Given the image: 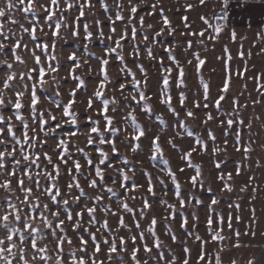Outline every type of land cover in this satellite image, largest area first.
I'll list each match as a JSON object with an SVG mask.
<instances>
[{
    "label": "snow or ice",
    "instance_id": "snow-or-ice-1",
    "mask_svg": "<svg viewBox=\"0 0 264 264\" xmlns=\"http://www.w3.org/2000/svg\"><path fill=\"white\" fill-rule=\"evenodd\" d=\"M100 4L103 11L108 13L109 11H114L113 16H109L108 19L111 23L108 25L110 32L115 34L117 32L114 26L115 21H122L125 27L121 29L119 36L115 39L112 35L108 36L107 39L113 41L114 46L107 48V54L111 56L115 53L116 57L119 59L123 65L122 71H125L129 76H131L132 84L137 88L135 94L129 93L125 96L124 100H117L115 97L106 98L104 90L106 89V84L111 83L107 72L105 71L102 77V81L98 82V89L95 90L87 100V106L93 111V99H95L101 105V112L98 115L101 119L105 121L104 130L100 128L99 120H92L89 117V122L92 125L90 128V134L86 136L87 145L91 146L96 144L95 150L98 152V163H93V158L89 157L88 152L83 148L76 147L75 151L79 153L78 156H73L69 151V142L61 138L56 148H45L49 134L55 135V133L60 129V125L63 124L64 120H57L55 114L48 111L45 112L38 109V104L40 97L37 94L38 90L47 91V85L50 82L56 83V95H60V85L58 83V77L55 75L59 71L58 58L55 55V38L64 39L62 36L61 28H72V35L74 37L80 36V17L85 15V7L91 9L96 6L93 0H48L44 3V0H4L3 6H0V190L8 195L0 200V264H104V260L100 259V254L103 249H106L105 256L111 261L114 255L119 254L121 251L129 253V258L132 264H193V257L195 259V264H224L219 252L213 253V258H208V250L205 247L206 241L203 240L199 234L195 235V240L199 242V246L193 251L190 249L186 242H180L178 244L180 255L168 246L162 244L156 231L157 220L154 216L150 217V225L147 228H142L139 220L136 219L139 216L143 219L147 216L148 210L151 208V203L147 197H140L143 204L142 208L134 209L129 206V204L124 199H118L116 201L121 208L123 213L130 215L133 219L136 229L138 232L132 234L131 228L124 220V216L118 214L112 207L111 204L105 203L106 194H108V199L112 197H118L119 195L112 187L107 186V177L105 176V170L111 169L112 172L116 173L121 177V181H117L115 177H112V183H121L124 187L125 192L129 190L128 181L129 176L124 171L130 163L127 158L120 161L122 167L117 168L115 165L109 162L108 152L111 151L114 154H118L117 143H124L133 153H142L146 147L148 150V158L150 161H159L163 164L164 170L167 171L169 178L171 179L173 185L176 189V196L179 200L180 206L185 207V200L181 195L180 184L176 180V175L172 172L169 161L164 158L163 149L160 143L159 126H163L165 129L169 128L168 122H166L160 116H156L158 121L157 128H152L151 126L144 127L137 123V116L135 115L136 108L139 107L143 110V113L149 118L154 115L151 106L147 103L151 99L144 89L148 87V71L141 65H136L139 71L143 75V80H138L135 73L127 68L124 62V56L122 54L125 44L122 41H127L129 36L135 41L137 36V28L135 24L132 23L133 20H137L140 26L151 28L152 25L149 23L145 25L143 16H137L138 3H134L133 0H112L114 8L109 5L107 0H96ZM145 0H139V4H143ZM242 2L247 3L248 0H242ZM200 5H204L206 0H199ZM230 0H222V7L225 10L223 19H228L227 9L229 7ZM61 4L65 6L61 9ZM191 8L192 5H188ZM37 8L42 9L45 12V16L41 17L45 23L48 24L49 30L52 32L54 37L53 41L47 43L37 44L36 47L40 49V55L32 49H29L27 44L23 42V37L19 35L20 32L27 33L32 41H36V31L37 28L40 31H44L40 23L34 19H29V17H35L38 15ZM127 9L129 11V16L126 18L122 12ZM152 11H158L156 3L151 6ZM68 10L70 13L72 10L78 12L76 18L71 19L70 23H63L68 20V17L63 15V11ZM15 12H21L25 14L24 18L28 21V26H25L20 21L15 19ZM57 12L60 14L57 15ZM55 17V20L53 19ZM201 21L208 28H213V32L208 34V39H215L221 33V27L213 26L210 24L208 19L201 15L199 17ZM220 17H217L219 19ZM187 16L182 15L181 21L185 23L187 21ZM99 25V21H96ZM163 24L168 26V31L170 33L174 32L175 29L171 27L170 20L164 17ZM35 25V26H33ZM185 27L188 29L189 33L192 35H199L200 37H205V31L200 30L196 32L191 29L190 24L185 23ZM226 27V26H225ZM131 29L129 32L128 29ZM84 38L91 42L93 33L88 30V23H83ZM163 33V29H158L155 32L156 36H160ZM101 40L105 38L102 29L98 32ZM261 40H264V32L258 34ZM145 41L150 38L145 33L142 37ZM231 38L235 40L236 33L231 32ZM187 46L189 49L192 47L191 41H187ZM120 49V51H117ZM21 51L28 52L32 59V66L28 65L27 60L23 59L21 56ZM134 57L139 56L140 49L138 46L133 47ZM147 56L149 59H156L152 49L147 48ZM227 51V49H225ZM85 52L87 49L85 48ZM243 55V52L240 53ZM194 58L197 62V68L205 64V60L201 59L199 53H194ZM41 56L47 61L46 64L42 63ZM251 56V53H249ZM169 60L176 66L177 78L176 86L179 88L184 87V69L179 66V60L172 55L171 51H168ZM69 60L73 62L75 68L81 67V62L77 59L75 52L69 55ZM231 59V56L228 57ZM10 60L12 62H10ZM53 61H56L54 64ZM102 65L106 66L109 64L108 58L101 59ZM189 64L192 60L188 61ZM161 71L165 73L162 76L160 84V92L164 99L161 103L165 104L168 109L177 117L176 125L179 128H183L184 132L188 136H192V131L187 128L184 122L179 120V113L176 112L175 108L172 107L171 100L172 96L170 93V82H171V67H165L163 60L159 61ZM15 65H21L22 68L15 67ZM244 71H247V65L244 67ZM48 74H52L49 79L45 77ZM69 75L71 79L77 83L72 86L71 90L67 93L69 99L66 104L61 106V103H56V107L60 109L63 117L67 118V121L78 127V116L73 111V105L76 103L78 96L77 91L87 87L86 82L77 74H75L74 69L70 67ZM231 70L227 67L225 68V75L222 77L221 84V94L212 101L213 106L217 110L218 115L223 113L227 118L219 121V126L223 127L227 124V128L234 133L233 147H235L237 152H242L243 160H237L236 167L233 169L237 176L242 175V170L245 167L244 161H249L252 159L251 153L255 151L253 144L256 141L243 140V129L245 126L249 129L252 128V119L245 120L241 109H247V104H240L239 100L235 97H227L226 94L229 92V85L231 81ZM236 75L243 76L238 69ZM253 78L257 82L256 91L259 93V97L252 100L249 97L253 107L257 104L264 103V73L259 75L253 74ZM200 83L203 87L204 100L203 106L199 101H194L196 108L205 109L202 115L206 117L204 123L207 124L214 120V117L209 111V101L212 98L209 96V85L204 82L203 77H200ZM245 89L247 85L244 86ZM11 93L15 96V99H6ZM27 94L28 103H23V98ZM121 94L124 95V89L121 86ZM131 97L133 104L128 103V97ZM227 99L231 100L233 108L231 110H224L221 107V102ZM186 96L183 91L179 94V103L183 107ZM55 103V102H54ZM112 105L109 108V105ZM121 104L124 108H128L131 111L124 112L120 108ZM11 106L15 109L13 115L15 119L18 120L22 125V131L18 136L14 131V126L11 123V119H5L4 112ZM27 109L29 115H31L33 121L38 125L42 136L37 135L36 128L32 129V134L29 135V123L21 115V110ZM109 111L115 113V115H109ZM185 114L192 118L196 114L192 111L185 110ZM119 118L121 121L130 126L120 127L115 125V120ZM254 119L259 120L260 117L256 116ZM49 121L53 123H49ZM45 125L47 128L45 129ZM123 132L125 135L120 136ZM209 139L212 141V151L213 153L227 152V141H225V146L223 148L217 145V136L208 130ZM227 134V133H226ZM7 135L9 142H6L5 136ZM72 136H76L77 133H71ZM177 136L180 135L179 132L176 133ZM22 137V138H21ZM168 143L174 149L177 147L171 140ZM108 145L109 148L106 151L103 145ZM196 146H199L203 151H207L208 145L203 143L199 136L196 137L195 145L190 148L186 153L181 152V159L185 160L189 167L195 168L196 175L191 177V183L194 187L203 188V181H198L197 177L200 176L201 170L199 166H195L191 162V156L194 151H196ZM40 148L41 151L37 152L36 149ZM49 153H54L57 160L65 165L62 170L60 168V163L53 160V156ZM43 157L44 164L41 163V158ZM83 158L85 163L90 169L89 172H83L80 159ZM23 161V163H22ZM215 167L218 170L216 173L217 179L221 182L222 190L227 192L234 191L233 186V176L232 172L225 173L224 167L218 161H214ZM101 165L104 168H101ZM257 167L261 165L257 162ZM250 169V165L248 166ZM51 169V171L49 170ZM74 169V171H73ZM132 171H141L138 169H131ZM183 172V168H180ZM92 173L95 174L96 178H90ZM147 177L148 188L147 191L155 196L154 186L152 184L151 175L144 173ZM83 179L93 190L89 193L84 190L81 185L80 180ZM64 181V188H61L60 181ZM255 176L250 175L249 181H254ZM161 184L164 183L163 180L160 181ZM15 185V187H13ZM141 185L137 184L136 181H132L131 187L138 188ZM75 189V191H73ZM211 191V188L207 189ZM241 192L248 191V185H244L240 189ZM39 193L40 195H37ZM41 195L44 200H41ZM253 199H255V189L250 194ZM137 197L135 195L131 196L130 199L135 200ZM192 199H195L194 197ZM87 201H92L91 204ZM169 210L171 215L165 216V219H176L175 208L173 205L168 204L166 201H161ZM197 203H202V201H197ZM219 200L214 198L211 200V205H217ZM230 207H235L239 212L241 210V205L239 203L230 205ZM98 210L107 217L108 215L114 216L115 220L112 222L116 225L113 228L107 218L100 220L96 213ZM212 209L210 208V211ZM181 215V228L186 235L192 236L193 233L188 227V219L183 214ZM195 218V217H194ZM198 219V218H195ZM237 221L241 220V217L237 215ZM232 216L229 215L227 219V228L230 230L227 235H221L224 232L225 219L221 215L218 217L216 228L210 232V239L213 242H224L230 241L232 247L240 248L246 245L239 241L241 236V231L239 229H234L231 223ZM87 223L89 227H84ZM259 221L256 218V210L253 207L250 210V222L245 224L244 235L245 236H256L255 227L258 225ZM69 225L66 227L65 225ZM99 225V227H97ZM166 233L170 236L172 241L176 243L179 237L174 234L170 225L162 226ZM91 228H96V232H93ZM103 232H100V229ZM207 228H213L212 217L207 218ZM123 230V231H121ZM97 232H100L97 235ZM147 232L148 237L152 239V246L149 247L148 238L145 236ZM75 235L76 239L80 242L78 247H75L72 242L71 236ZM128 239H125V237ZM110 237V239H109ZM235 237V240H232ZM141 242L137 244V240ZM54 240L55 246L50 251L47 247L45 241ZM128 240L131 241V247L128 246ZM91 242V249L88 245ZM65 245L70 249L67 254L65 253ZM251 246V245H247ZM227 247V244L225 245ZM143 248V257L139 256L140 249ZM155 249V251H153ZM167 249V250H165ZM91 251V254L89 252ZM223 251V249H221ZM55 253L53 256L52 253ZM79 252V255L77 253ZM119 264H125V260L121 257ZM231 264H237V261L232 259ZM247 264H264V257L258 260L256 257H250L247 260Z\"/></svg>",
    "mask_w": 264,
    "mask_h": 264
},
{
    "label": "rangeland",
    "instance_id": "rangeland-1",
    "mask_svg": "<svg viewBox=\"0 0 264 264\" xmlns=\"http://www.w3.org/2000/svg\"><path fill=\"white\" fill-rule=\"evenodd\" d=\"M48 0H44L47 3ZM96 4L94 8L85 7V15L80 17V36L74 37L72 35V28H61L62 36L64 39L55 38L56 48L55 55L59 62V71L55 74L58 77V83L60 85V95L57 96L56 83L50 82L47 85V91L38 90V95L40 101L38 104V109L45 112H52L55 114L57 120H64L65 122L60 125V129L55 135L49 134L47 144L45 148L51 147L56 148L58 141L63 138L69 142V151L72 155H80L75 151L76 147L83 148L88 152L89 157L93 158V163H98V152L95 150L96 144L87 145L86 136L90 134L91 124L89 122V117L92 120H99L101 130H104L105 121L101 119L98 115L101 110V105L95 99H93V111L87 106V100L89 96L98 89V82L102 81L104 72L106 71L111 83L106 84V89L104 90L106 98L115 97L117 100H124L125 96L129 93L135 94L137 88L133 86L131 76H129L125 71H122L123 65L116 57L115 53L111 56L107 54V48L113 45V41L107 39L108 36L112 35L115 39L119 36L121 29L125 27L124 22L115 21L114 26L117 32L113 34L110 32L108 25L111 21L108 19L109 16H113L114 11H109L105 13L96 0H93ZM109 5L114 8L112 0H107ZM134 3H138L139 11L137 16H143L145 25L151 24L152 27L149 29L147 27H141L137 20H133L132 23L135 24L137 28V36L135 41L129 36L127 41H122L125 44L123 48L124 62L127 68H130L133 73H135L138 80H143V75L139 71L136 65H143L148 71V87L145 90L147 95L151 97L147 103L151 106L154 115L148 117L143 113V110L139 107L136 108L135 115L137 116V123L144 127L151 126L152 128H157L158 121L156 116H160L169 124V128L165 129L162 125L159 126L160 143L163 149L164 158L169 161L170 168L172 172L176 175V180L180 184V191L183 199L185 200V207H181L179 200L176 196V189L173 185L171 179L169 178L167 171L164 170L163 164L159 161H150L148 158V150L145 147L142 153H133L124 143H117L118 154H114L111 151L108 152L109 162L115 165L117 168H121V160L127 158L130 162L127 168L124 169L126 174L129 176L130 180L127 182L129 185V190L125 192L124 187L121 183H112V177H115L117 181H121V177L116 173L112 172L111 169L105 170V176L107 179V186L112 187L119 195L118 197H112L108 199V194H106L105 203L112 205L113 209L124 216L125 222L132 230V234H136L138 230L135 227L133 219L130 215L123 213L119 207L118 199H124L129 204V206L134 209H139L143 207L141 202V195L148 198L151 203V208L148 210V214L145 218L140 219L139 216L136 219L139 220L142 228H147L150 225V217L154 216L157 220L156 231L159 236L160 241L163 245L171 247L177 255H180V250L178 244L180 242H186L190 249H195L199 246V242L195 240V235L199 234L206 241L205 247L208 250V258H213V253L219 252L224 264H231V260L237 261V264H247V256L244 255V251L232 249V243L230 241L224 242H213L210 239V232L215 230L216 223L219 216H223L225 219L224 232L221 235H227L229 229L227 228V219L231 214V223L234 228L235 220L237 217V209L235 207H230L240 202H247L253 192V182L249 181V176H254V172L257 168V162L261 166H264V103L257 104L253 107L249 97L252 100L259 97V93L255 90L257 87V82L253 78V74L259 75L264 73V40H261L258 35L260 32H264V0H248L247 3L242 2V0H230L229 7L227 9L228 19L224 20L222 17L224 15V9L222 7V0H206L204 5H200L199 0H145L143 4H139V0H133ZM4 0H0V6H3ZM75 3V0H74ZM156 3L158 11H152L151 6ZM188 5H192L188 8ZM65 6L61 4V9ZM38 15L35 17H29V19H34L40 23L44 31H40L37 28L36 31V41H32L27 33L20 32L19 35L23 37V42L27 44L29 49L40 55V49L36 47L37 44L47 43L53 41L54 37L52 32L49 30L48 24L41 19L46 14L42 9L37 8ZM60 13L57 12V15ZM122 14L127 18L129 16V11L125 9ZM15 19L20 21L25 26H28V21L25 20V14L21 12H15ZM63 15L68 17L63 23H70L71 19L78 16V12L72 10L71 13L68 10L63 11ZM187 16V21L185 23L190 24L191 29L199 32L200 30L205 31V37H200L199 35H192L189 33L188 29L185 27V23H182L181 16ZM201 15L205 16L211 25L214 27L219 26L220 23L223 24L221 28V33L218 38L208 39V34L213 32V28H208L199 18ZM164 17L170 20L171 27L175 29L174 32L170 33L168 31V26L163 24ZM217 17H220L217 19ZM55 20V17L53 18ZM99 21V25L96 23ZM88 23V30L93 33L91 42L84 38L83 23ZM35 26V25H33ZM226 26V27H225ZM102 29L105 35L103 40L99 37V30ZM158 29H163V33L160 36H156L155 32ZM130 32L131 29L129 28ZM236 33V38L233 40L231 38V32ZM149 36V40L145 41L142 37L144 34ZM187 41H191V49L187 46ZM138 46L140 49L139 56L134 57L133 47ZM85 48L87 52H85ZM147 48H151L156 59H149L147 56ZM227 49V51H225ZM120 51V49H117ZM168 51H171L172 55L179 60V66L184 69V87L179 88L176 86L177 70L176 66L169 60ZM241 51L243 55H241ZM75 52L77 59L81 62L80 68H75L72 61L69 60V55ZM194 53H199L201 59L205 60V64L201 66L198 70L197 62L194 58ZM251 53V56H249ZM21 56L23 59L27 60L28 65L32 66L33 62L28 52L21 51ZM231 56L229 60L228 57ZM102 58H108L109 64L104 66L101 63ZM163 60L165 67H171V82L169 85L170 93L172 96L171 104L175 108L176 112L179 113V120L184 122L185 126L192 131V136H188L184 132L183 128H179L176 125L177 117L168 109V107L161 103L164 99L160 92V84L162 76L165 75L161 71L159 61ZM192 60L189 64L188 61ZM42 63L46 64L47 61L43 56H41ZM10 62H12L10 60ZM55 64L56 61H53ZM227 67L231 70V81L229 85V92L226 94L227 97H235L239 100L240 104H247V109H241L244 119H252V128L249 129L245 126L243 129V140L249 141L253 140L256 143L253 144L255 151L251 153L252 159L249 161H244L245 167L242 170V175L237 176L233 169L236 167L237 160H243L242 152H237L235 147H233L234 133L227 128L225 123L223 127L219 126V121L226 119L227 117L221 113L218 115L217 110L213 106L212 101L215 100L221 94V84L222 77L225 75V68ZM247 65V71H244V67ZM15 67L22 68L21 65H15ZM70 67L74 69L75 74L79 75L87 84L86 88L77 91L78 99L73 105V111L78 116V127L71 125L67 118L63 117L60 109L56 107V103L66 104L68 102L67 93L71 90L72 86L77 82L71 79L69 75ZM237 69L243 73V76L236 75ZM52 74H48L45 78L50 80ZM203 77L205 83L209 85V96L212 98L209 101V111H211L214 120L204 123L206 117L202 115L205 111L203 107L196 108L194 101H199L201 106L205 103L203 98V87L200 83V77ZM264 83V80L260 81ZM245 85H247L245 89ZM121 86L124 89V95L121 94ZM183 91L186 99L184 101L183 107L179 103V94ZM15 99L11 93L6 99ZM55 102V103H54ZM23 103H28L27 94L23 98ZM128 103L134 105L131 97H128ZM112 105H109L111 108ZM221 107L224 110H231L233 104L231 100L227 99L221 102ZM120 108L124 112L131 111L128 108H124L121 104ZM185 110L192 111L196 115L192 118L185 114ZM12 109L9 106L5 112V119H11V123L14 126V131L19 136L22 131L21 123L15 119ZM21 115L24 119L28 121L29 135L32 134V129L36 128L37 135L42 136L38 125L33 121L31 115H29L27 109L21 110ZM109 115H115L109 111ZM259 116L260 119L256 120L254 117ZM49 123H53L49 121ZM115 125L120 127H129V125L123 123L121 119L117 118L115 120ZM47 125H45V129ZM211 130L217 136V145L221 148L225 146V141H227V152L213 153L212 151V141L209 139L208 130ZM77 133L76 136H72L71 133ZM179 132L180 135L177 136L176 133ZM227 133V134H226ZM123 132L120 136H124ZM199 136L203 143L208 145L207 151H203L199 146H196V151L192 153L191 162L195 166H199L201 170L200 176L197 177L198 181H203V188L194 187L191 183V177L196 175L195 168L189 167L187 162L181 159V152H187L190 148L195 145L196 137ZM22 138V137H21ZM6 142L8 140L7 135L5 136ZM171 140L177 147L174 149L168 143ZM106 151L109 146L103 145ZM37 152L41 149L37 148ZM53 156V160L60 163L54 153H49ZM214 161H218L224 167L225 173L232 172L233 176V186L234 191L227 192L222 190L221 182L217 179L216 173L217 169L215 167ZM23 163V161H22ZM41 163L44 164L43 157L41 158ZM83 172H89L90 169L85 163L84 159H80ZM250 165V169L249 166ZM260 166V167H261ZM60 168L62 170L65 165L60 163ZM103 169L104 166L101 165ZM138 169L141 171H132L131 169ZM183 168V172L180 171ZM51 171V169H49ZM74 171V169H73ZM144 173L151 175L152 184L154 186L155 196H152L148 191V181ZM90 178H96L95 174L92 173ZM136 181L137 184L141 185L138 188L131 187L132 181ZM163 180L164 183L161 184L160 181ZM61 188H64V181L60 182ZM81 185L84 187L86 192H93L85 180H80ZM248 185L247 192H241L242 186ZM15 187V185H13ZM211 188V191L207 189ZM75 191V189L73 190ZM7 193L0 190V200H2ZM37 195H40L37 193ZM135 195L137 198L135 200L130 199L131 196ZM195 199H192V198ZM218 199L219 203L217 205H211L212 199ZM41 200L44 197L41 195ZM161 201H166L168 204L173 205L175 208L176 219L171 218L165 219V216H170V210ZM197 201H202V203H197ZM91 204L92 201H87ZM210 208L212 209L210 211ZM187 217L188 227L192 231L193 235L188 236L185 234L181 228V215ZM100 220L107 218L113 228L116 227L112 222L115 220L114 216L108 215L105 217L99 210L96 213ZM211 216L213 220V228H207V218ZM198 219H195V218ZM163 225H170L174 234L179 237V240L174 243L170 236L166 233ZM69 227V225H65ZM84 227H89L87 223ZM99 227V225H97ZM93 232H96V228H91ZM104 230L101 228L100 232ZM123 231V230H121ZM97 232V235L100 234ZM146 238H148L149 247L152 246V239L148 237L147 232H145ZM73 245L75 247L79 246V241L76 239L75 235L71 236ZM110 239V237H109ZM125 239H128L126 236ZM233 240V237H232ZM47 247L50 251L55 246L54 240L45 241ZM141 242L137 240L139 245ZM227 244V247L225 245ZM128 246L131 247V241L128 240ZM91 249V242L88 245ZM223 249V251H221ZM70 249L65 245V253ZM167 250V249H165ZM155 251V249L153 250ZM106 249L102 248L100 259L104 260V264H119L121 257L124 258L125 264H132L129 258V253L121 251L119 254L114 255L112 260L109 261L106 256ZM91 254V251L89 252ZM54 256L55 253L53 252ZM79 255V252L77 253ZM146 255L143 248L140 249L139 256L143 257ZM68 264V261H65ZM143 264V261H141ZM193 264H195V259L193 257Z\"/></svg>",
    "mask_w": 264,
    "mask_h": 264
},
{
    "label": "crops",
    "instance_id": "crops-1",
    "mask_svg": "<svg viewBox=\"0 0 264 264\" xmlns=\"http://www.w3.org/2000/svg\"><path fill=\"white\" fill-rule=\"evenodd\" d=\"M255 180L253 182V189H255V199L251 197L247 202H240L242 206L241 210L237 215L241 217L240 221L235 220L234 229H239L241 231V236L239 241L246 245L244 247L232 249L244 251L248 260L250 257H256L258 260L264 257V166L257 168L254 172ZM256 210V218L259 221L258 225L255 227L256 236L252 237L250 235L245 236V224L250 222V210L252 208ZM235 237H233V241ZM247 245H251L250 247Z\"/></svg>",
    "mask_w": 264,
    "mask_h": 264
},
{
    "label": "built area",
    "instance_id": "built-area-1",
    "mask_svg": "<svg viewBox=\"0 0 264 264\" xmlns=\"http://www.w3.org/2000/svg\"><path fill=\"white\" fill-rule=\"evenodd\" d=\"M222 26H223V24H222V23H220V24H219V27H221V28H222Z\"/></svg>",
    "mask_w": 264,
    "mask_h": 264
},
{
    "label": "trees",
    "instance_id": "trees-1",
    "mask_svg": "<svg viewBox=\"0 0 264 264\" xmlns=\"http://www.w3.org/2000/svg\"><path fill=\"white\" fill-rule=\"evenodd\" d=\"M217 26V25H216Z\"/></svg>",
    "mask_w": 264,
    "mask_h": 264
}]
</instances>
